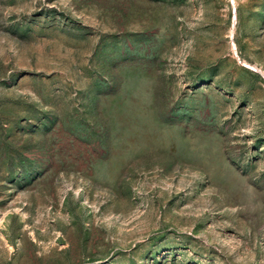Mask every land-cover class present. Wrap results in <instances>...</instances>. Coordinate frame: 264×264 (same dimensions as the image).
Wrapping results in <instances>:
<instances>
[{
  "label": "rangeland",
  "instance_id": "obj_1",
  "mask_svg": "<svg viewBox=\"0 0 264 264\" xmlns=\"http://www.w3.org/2000/svg\"><path fill=\"white\" fill-rule=\"evenodd\" d=\"M0 264H264V0H0Z\"/></svg>",
  "mask_w": 264,
  "mask_h": 264
}]
</instances>
